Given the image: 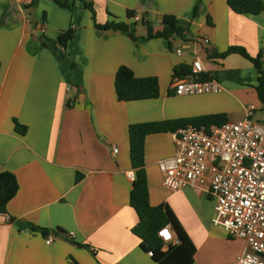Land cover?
<instances>
[{"label": "crops", "instance_id": "0c3cea01", "mask_svg": "<svg viewBox=\"0 0 264 264\" xmlns=\"http://www.w3.org/2000/svg\"><path fill=\"white\" fill-rule=\"evenodd\" d=\"M66 1L67 7L0 0V172L13 173L19 184L8 213L0 215V264H157L132 232L139 218L130 206L134 181L128 173L136 177V171L129 128L221 113L236 122L249 104L256 107L253 119L264 124L257 117L262 103L252 63L239 54L219 57L232 46L253 57L264 51V10L238 14L227 0ZM165 15L183 26L172 47L163 38L146 39L149 29H162ZM96 24H125L129 32ZM69 28L74 37L64 48L57 36ZM196 60L202 74L221 84V93L175 95V67ZM121 66L139 78L156 77L159 97L119 101L115 75ZM15 120L27 127L25 134ZM174 154L173 133L146 137L150 204L173 212L195 249L192 264H236L245 241L213 224L212 196L192 186L176 192L164 187L158 163ZM171 231L168 244L180 243Z\"/></svg>", "mask_w": 264, "mask_h": 264}, {"label": "built area", "instance_id": "2783aa9c", "mask_svg": "<svg viewBox=\"0 0 264 264\" xmlns=\"http://www.w3.org/2000/svg\"><path fill=\"white\" fill-rule=\"evenodd\" d=\"M18 1L28 5L32 0ZM141 19V15L135 17ZM177 53L181 55V50ZM202 72L201 62L194 61L190 75L172 81L175 95L202 96L224 90L215 79L199 80ZM255 111L249 104L242 120L179 129L173 133L174 156L158 163L169 191L192 186L212 196L213 224L223 227L230 238L245 241L236 264H264V124L253 119ZM128 178L134 181V172ZM159 236L166 245L170 243V226L162 228ZM52 242V237L46 239L48 245Z\"/></svg>", "mask_w": 264, "mask_h": 264}, {"label": "trees", "instance_id": "16d2710c", "mask_svg": "<svg viewBox=\"0 0 264 264\" xmlns=\"http://www.w3.org/2000/svg\"><path fill=\"white\" fill-rule=\"evenodd\" d=\"M38 0H32V5ZM61 7H67L66 0H52ZM230 8L238 14L258 15L264 10V2L262 0H227ZM86 7L92 11V7L86 4ZM130 14H133L130 12ZM162 29L155 33L151 29L148 31L146 39L163 38L170 40L174 36H181L183 31L182 22L172 15H165L161 21ZM101 30H123L128 31V26L125 24H106L95 25ZM129 32V31H128ZM130 36L133 38L132 34ZM74 37V30L69 28L61 31L57 36V42L67 47L68 43ZM230 54H239L248 59L254 69L258 73V86L256 87L258 97L264 109V51L253 57L245 48L240 46L229 47L225 52L219 55L220 58H225ZM1 70V62H0ZM192 73V67L188 65H179L174 69L173 78H181ZM208 74H200L199 80H210ZM115 90L119 101L131 102L139 100L157 99L159 97V85L156 77H137L134 72L126 66H121L115 75ZM227 122L225 114H210L201 115L189 118H181L177 120H166L160 122H149L133 124L129 128L130 137V159L132 168L136 171L134 186L130 194V206L136 211L139 221L132 229V232L141 239V246L144 251L152 252V258L157 264H192L194 247L187 246L190 243L184 229L178 222L177 218L169 207L165 204L152 206L150 204V196L148 182L144 170L145 161V140L146 137L156 133H174L179 129L186 128L189 125L197 127H209L211 125H222ZM16 130L20 134H25L27 127L20 125L16 120ZM81 180V175H78L76 181ZM19 191V184L16 176L8 171L0 172V215L8 213V204L16 196ZM170 225L171 229L178 236L180 243L172 245L165 243L159 236V231L165 226ZM44 237L49 235V231L45 228H35ZM191 244V243H190ZM85 248H90L83 245ZM72 264H78L73 262Z\"/></svg>", "mask_w": 264, "mask_h": 264}, {"label": "rangeland", "instance_id": "374dc122", "mask_svg": "<svg viewBox=\"0 0 264 264\" xmlns=\"http://www.w3.org/2000/svg\"><path fill=\"white\" fill-rule=\"evenodd\" d=\"M229 99H230V98H229ZM261 106H262V105H261ZM262 108H263V107H262ZM262 108H261V109H262ZM261 109L257 111V117H258V118H264V110H261Z\"/></svg>", "mask_w": 264, "mask_h": 264}, {"label": "water", "instance_id": "95a60500", "mask_svg": "<svg viewBox=\"0 0 264 264\" xmlns=\"http://www.w3.org/2000/svg\"><path fill=\"white\" fill-rule=\"evenodd\" d=\"M55 235H63L64 233L62 231H57V232H54ZM66 234V233H65Z\"/></svg>", "mask_w": 264, "mask_h": 264}]
</instances>
